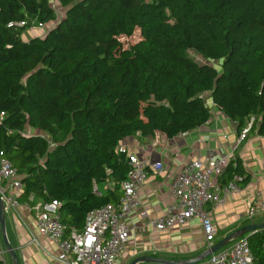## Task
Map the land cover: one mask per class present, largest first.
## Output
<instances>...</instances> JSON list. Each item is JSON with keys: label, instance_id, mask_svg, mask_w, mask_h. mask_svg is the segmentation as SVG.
<instances>
[{"label": "trees", "instance_id": "1", "mask_svg": "<svg viewBox=\"0 0 264 264\" xmlns=\"http://www.w3.org/2000/svg\"><path fill=\"white\" fill-rule=\"evenodd\" d=\"M57 3L60 19L52 0H0V152L21 174L22 202L56 200L68 230L81 231L122 194L126 137L173 138L214 109L239 132L256 116L264 136V0ZM34 22L55 25L27 38ZM226 174L249 179L238 158ZM248 240L264 264V228Z\"/></svg>", "mask_w": 264, "mask_h": 264}, {"label": "crops", "instance_id": "2", "mask_svg": "<svg viewBox=\"0 0 264 264\" xmlns=\"http://www.w3.org/2000/svg\"><path fill=\"white\" fill-rule=\"evenodd\" d=\"M58 5L55 0L56 9ZM63 16L64 14L58 19ZM54 25L55 22H52L43 29L26 30L25 36H42ZM209 95V92L205 93L206 97ZM209 101L211 103V100ZM238 125V121L214 109L204 125L173 138L160 132L146 137L138 133L122 141L128 151L147 158L151 164L162 163L163 166L156 169L151 165L147 169L146 180L139 190L142 206L132 214L130 224L133 231L119 264H130L142 255L173 260L191 259L207 250L198 218L191 220L187 225L174 226L165 231L155 230L149 220L162 216L167 205L173 201L172 183L182 164L205 157L210 151L217 155H230L229 163L232 166H235L236 158L240 159L249 176L248 181L239 182V190L229 193L222 203L209 206L212 220L219 228L217 240L243 226L264 221L262 208L253 220L248 218L252 205L264 204V136L252 130L249 136L239 143L241 131H238ZM227 177L228 174L220 176L218 183L227 184L230 181ZM100 188L105 191L107 185L104 184ZM142 208L148 210L147 217L140 215ZM6 215L7 236L16 249L20 264H65L62 261V252L56 244L39 234L37 215L33 209L22 204L17 210ZM0 234L2 235V229ZM0 251L2 264H13L11 255L1 242Z\"/></svg>", "mask_w": 264, "mask_h": 264}, {"label": "built area", "instance_id": "3", "mask_svg": "<svg viewBox=\"0 0 264 264\" xmlns=\"http://www.w3.org/2000/svg\"><path fill=\"white\" fill-rule=\"evenodd\" d=\"M34 22L29 30L43 29L46 24ZM25 22L10 23L9 26H22ZM37 26V27H36ZM2 113L1 116H4ZM257 120L252 116L242 128L239 143L246 139ZM119 150L128 152L131 170L121 183V196L115 202H108L91 210L87 216L83 230H68L58 211L60 203H43L38 200L33 207L21 201L24 185L21 174L12 161L0 152V197L7 213L17 210L22 204L33 209L37 215V228L40 235L56 244L62 252L65 264H119L125 251L133 227L130 224L132 214L142 206L139 190L147 177V169L151 165L162 168V163L151 164L147 158L139 157L122 145ZM230 155H217L210 151L205 157H199L182 164L181 170L172 183L173 201L166 207L162 216L150 218L149 223L157 231L169 230L174 226L187 225L198 218L201 222L204 241L207 249L218 240V226L214 223L209 209L210 205L222 203L226 196L239 190L236 175L227 184L221 185L217 179L225 172ZM101 194L102 188L95 186ZM264 204L252 205L248 218L253 220ZM140 215L148 216V210L142 208ZM35 239V238H34ZM253 253L247 237L242 236L231 241L207 258L191 264H253ZM1 260V251H0ZM160 264V263H140Z\"/></svg>", "mask_w": 264, "mask_h": 264}, {"label": "water", "instance_id": "4", "mask_svg": "<svg viewBox=\"0 0 264 264\" xmlns=\"http://www.w3.org/2000/svg\"><path fill=\"white\" fill-rule=\"evenodd\" d=\"M6 219L7 215L4 211V202L0 197V225L2 229L3 240L5 243L6 251L11 255L13 264H20L19 257L17 255L16 249L10 243L8 236H7V227H6ZM264 228V221L262 222H253L246 226H243L234 232L230 233L229 235L223 237L222 239L218 240L211 248L207 249L199 256L191 259H180V260H173L168 258L157 257L153 255H142L136 257L130 264H140V263H160V264H191L197 263L202 261L203 259L207 258L213 252L218 251L225 245L229 244L231 241L245 236L249 238L251 234L257 230Z\"/></svg>", "mask_w": 264, "mask_h": 264}, {"label": "rangeland", "instance_id": "5", "mask_svg": "<svg viewBox=\"0 0 264 264\" xmlns=\"http://www.w3.org/2000/svg\"><path fill=\"white\" fill-rule=\"evenodd\" d=\"M53 2H55V0H52ZM57 12H58V17H61L65 12H64V9L61 7V6H59L58 5V7H57ZM52 22H49V24L48 25H50ZM36 25H37V23H36ZM47 25V26H48ZM37 27V26H36ZM190 55L192 56V57H194L195 59H197L198 61H204V59L200 56V55H198L197 53H195L194 51H190ZM217 63V62H216ZM218 64V63H217ZM130 137V136H129ZM126 138H128V137H126ZM125 138V139H126ZM8 224H9V222H10V220H9V217H8ZM1 227V226H0ZM8 227H9V225H8ZM1 230V229H0ZM8 232H9V229H8ZM0 242H1V244L2 245H5L4 244V240H3V236L0 234Z\"/></svg>", "mask_w": 264, "mask_h": 264}]
</instances>
